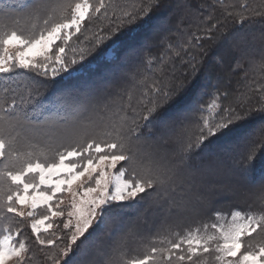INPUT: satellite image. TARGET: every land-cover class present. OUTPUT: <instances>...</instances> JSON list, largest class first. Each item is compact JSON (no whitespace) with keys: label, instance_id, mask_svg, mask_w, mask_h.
Masks as SVG:
<instances>
[{"label":"snow or ice","instance_id":"6c2138e0","mask_svg":"<svg viewBox=\"0 0 264 264\" xmlns=\"http://www.w3.org/2000/svg\"><path fill=\"white\" fill-rule=\"evenodd\" d=\"M161 2L139 0L120 14L110 13L105 0L0 4V220L32 217L35 242L58 249L54 264H264V93L257 105L237 98L210 120L199 95H189L190 79L173 73L152 80L135 103L125 102L111 115L102 111L108 108L105 85L135 79L151 59L138 46L144 31L162 28L151 16ZM256 15L264 10L243 5L233 20L241 26L227 37L219 18L202 21L197 43L189 41L203 53L198 59L189 53L193 76L207 55L201 39L264 44V27L248 31ZM101 16L110 24L107 31L98 28L87 50L73 47L78 55L66 59L68 43L85 21ZM229 16L234 13L224 19ZM108 40L101 56L113 51L105 65L113 79L43 94L52 88L49 80L77 79L93 62L74 66ZM50 96L57 113L37 118ZM227 96L216 87L211 98ZM60 194L70 196L67 208H61ZM221 196H251L258 207L234 210L226 224L209 222L222 218L219 211L209 213ZM38 209L43 211L36 215ZM129 209L151 227H130ZM186 219L196 226L181 228ZM53 227L58 232L45 239L41 234ZM2 231L0 264H31L20 227Z\"/></svg>","mask_w":264,"mask_h":264},{"label":"trees","instance_id":"16d2710c","mask_svg":"<svg viewBox=\"0 0 264 264\" xmlns=\"http://www.w3.org/2000/svg\"><path fill=\"white\" fill-rule=\"evenodd\" d=\"M92 1L93 3L96 2V0ZM10 2L12 0H0V4L4 5ZM138 2L139 0H105L106 5L109 6V12H115L116 14L131 9ZM243 5H247L250 9H255L257 12L264 10V0H162L160 7L154 8L151 16L153 23L162 26L163 30L161 27H157L144 31L138 46V51L140 52L145 49L148 50L146 55H149L151 59L147 64L141 66L135 79L129 78L118 85H105L103 95L107 97L108 108L102 109V111H107L111 115L119 105L131 102L129 98L136 100L134 95L137 96L138 94L140 96L142 90L152 80L163 79L173 75V73L176 76L186 75L190 79L188 85L189 95L198 94L202 105L210 114L213 103H216L219 108L223 105L234 104L237 98L244 100L250 105H257L262 99V93H264V53L260 51H264V44L259 41L241 44L239 41H229L224 38L217 42H207L201 39L199 43L204 45L207 55L203 64L198 65L200 71L195 76H193L192 68L189 64L192 58L189 53L195 54L197 59L203 55L197 49L189 46V41L192 44H196V37L202 35L204 25L201 22L207 21L211 23L208 20L209 15L219 18L222 23L227 25L224 30V37L231 36L236 31V28L241 26L238 22L233 23V20L235 17L238 21V14L242 11ZM228 12H233L234 16H229L225 20L224 18ZM252 19L254 23H252L248 31L258 34L261 27H264V23H262L264 22V15H256ZM247 22L245 20V23ZM89 26H92L91 30L95 29L96 31L98 28H103L107 31L110 24L101 16L98 18L93 17L91 21H88L84 29ZM133 27H136V25H130L128 29ZM84 29L80 35L81 40L89 35V32H85ZM128 29L122 30L118 35L123 36ZM116 38L118 37H113V39ZM91 39L92 37L88 39L89 43H91ZM88 42L86 43L88 44ZM111 42V40H108L105 44L93 50L94 55L91 60H84L82 63H78L88 65L89 61L93 62L88 66L87 70L78 74L77 79L61 80L56 78L55 81L49 80L48 83L52 85V88L47 89L43 94L55 92L57 89L68 86L79 87L89 81L102 83L101 78L106 76L108 80L113 79L105 71L106 62L111 59H106L105 54L101 56L103 50H99V48H106ZM69 55L71 58L74 56L73 52ZM130 59H139V57L132 54ZM237 61H239V67L234 68ZM31 78L36 80L44 79L43 77ZM27 79L29 77L26 76L25 80ZM216 87L227 90V98L218 97L213 100L211 97ZM53 102L54 99L50 96L49 102L43 104L41 111L37 112V118L40 117L41 113L56 114L57 108L51 112L46 107H50ZM246 126L251 127V125ZM191 132L194 136L197 129L193 127ZM250 197L233 198L221 196L217 198L213 207L217 205L218 207L226 206L234 201L250 203ZM126 215L128 217L127 224L133 229L136 221L140 223L138 225H141V221H144L143 219H138L135 212L130 209L126 210ZM9 222L14 225V229L19 226L23 236L27 237L25 242L30 250L31 262L34 263L36 261V264H38L37 260H39L41 264H50L49 260L52 259H49V255L52 253L53 248L47 245L41 246L35 242L31 228L24 220H18L15 217L12 219L11 217ZM187 222L192 223V219L180 221L181 228H187L189 226L186 225L189 224ZM191 226L193 227L194 225ZM2 230L3 228L0 225V236L3 235Z\"/></svg>","mask_w":264,"mask_h":264},{"label":"rangeland","instance_id":"374dc122","mask_svg":"<svg viewBox=\"0 0 264 264\" xmlns=\"http://www.w3.org/2000/svg\"><path fill=\"white\" fill-rule=\"evenodd\" d=\"M93 2V1H92ZM88 23V21H85V23H84V26L82 27V31H83V29H84V27H86V24ZM91 27L92 26H89L88 28H86V29H88V32H89V35L87 36L88 38L87 39H82L81 40V37H80V35L81 34H78L76 37H73V40L72 41H69V43H68V48H66V53H65V58L66 59H68V60H70L71 59V57H70V55L69 54H72V52L73 51H71V49L73 48V47H75L76 49H79V48H84L85 50H87V48H88V45L90 44L88 41V39L89 38H91V33H93L94 31H95V29L94 30H91ZM82 33V32H81ZM87 40V41H86ZM88 42V44L86 43V42ZM70 50V51H69ZM99 50H103V48L102 49H100L99 48ZM98 50V51H99ZM97 51V52H98ZM261 51V53L263 52L264 53V51L263 50H260ZM259 52V51H258ZM257 52V53H258ZM73 54L74 55H77V52L76 53H74L73 52ZM113 51H111V50H109V52L108 53H106L105 54V58L106 59H111L112 58V56H113ZM93 55H94V52L93 51H91L90 52V54L86 57V59L85 60H91L92 58H93ZM80 63H82V62H80ZM76 66H81V64H77V65H75L74 67H76ZM66 75V74H65ZM57 78H59V77H57ZM134 97L136 98V100H137V98L139 97V95L137 94V96L136 95H134ZM136 100H134V99H130V101H131V103H135L136 102ZM213 104H216V103H213ZM212 104V105H213ZM211 105V109H212V111H211V115H209L208 116V119H213L215 116H216V113H217V110H218V106L217 107H213ZM217 105V104H216ZM48 109H50V111L52 112L53 110H56V108L58 107L57 106V104L55 103V101L53 102V104L50 106V107H48V106H46ZM55 112V111H54ZM126 163V162H125ZM119 167V166H118ZM60 195H63V198H64V204L63 205H61V208H67L68 207V204H69V201H70V196L69 195H67V194H60ZM250 199H251V202L250 203H246V202H241V201H239V202H237V201H234V202H232V203H230L229 205H226V206H222V207H218V205L217 206H215V207H213L212 209H210L209 210V213H211L212 211H219L221 214H222V218H220V219H217V218H215V217H212L211 218V220L209 221V222H219V223H224V224H226V223H228L229 221H230V216H231V214H232V212L234 211V210H236V209H239V210H242V211H248V210H252V211H255L256 210V208L258 207V202L257 201H255L254 200V198L253 197H250ZM25 211L27 212L28 211V209H25ZM43 211V209H38L37 210V213H36V215H39L41 212ZM205 216L207 217L208 216V214H205ZM15 218H17L18 220H24V222L26 223V224H28L29 226H30V228H31V221H32V217H25V218H20V217H15ZM12 219H14V217H12ZM54 219V221H55V223H60V219L61 218H53ZM9 220L10 219H6V220H0V225L2 226V228H4V225H5V227L7 226V227H11V229H13V230H15L14 229V225L12 224V223H10L9 222ZM181 223H183V222H181ZM187 223H189V224H186V225H194L193 223H191V222H187ZM4 224V225H3ZM138 224H140V223H138L137 221H136V223L134 224V229L135 230H143V229H145V228H150L151 227V224L150 223H145V221H141V225H138ZM147 225V226H146ZM196 225H194L193 227H195ZM185 230H187V228H185ZM58 232V229H56L55 227H53V229H50L49 230V233L48 234H44V233H42L41 235L45 238V239H47V238H51V234L52 233H57ZM0 237H2V236H0ZM257 239H259V237L257 238ZM57 243H59V240H57ZM48 247H52L53 248V251H52V253L49 255V259H52V260H49V262H50V264H54V258H55V256H56V254H57V252H58V249L56 248V246L55 245H52V246H48ZM38 261V264H41V262L39 261V260H37ZM31 264H36V261L34 262V263H32L31 262ZM61 264H63V262L61 261ZM208 264H216V262L214 261V260H212V259H210L209 261H208Z\"/></svg>","mask_w":264,"mask_h":264}]
</instances>
